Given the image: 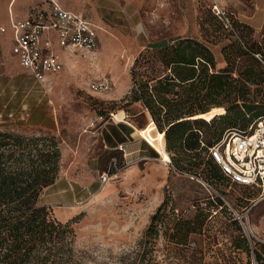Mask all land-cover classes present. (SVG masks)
Listing matches in <instances>:
<instances>
[{"label": "rangeland", "instance_id": "obj_1", "mask_svg": "<svg viewBox=\"0 0 264 264\" xmlns=\"http://www.w3.org/2000/svg\"><path fill=\"white\" fill-rule=\"evenodd\" d=\"M213 1L234 22H250L256 34L249 39L264 45V0H207L201 11L210 10ZM197 4L192 0H121L112 5L121 12L107 11L106 15L121 36L103 34L98 55L71 57L55 43L66 66L48 84L36 82L27 72L0 79V131L24 136L52 134L61 142L60 176L45 190L41 205L49 207L58 221L74 222L79 264H119L125 256L134 257L151 217L165 199L170 198L171 206L191 218L197 205L206 206L203 198L212 195L224 206L212 210L203 234L192 236L181 256L173 253V244L160 233L158 264H258L254 251L248 253L244 248L234 218L235 212L245 215L256 236L250 249H261L257 244L264 245V191L230 186L218 176L210 179L206 165L197 174L176 172L164 136L160 137L152 121L147 126L141 106L128 107L126 102L132 86L131 68L143 47L181 37L201 38ZM219 38L223 46L232 40L227 34ZM253 59L257 60L250 55L240 59L237 71ZM101 80L109 82L108 90L93 92L90 85ZM220 112L215 109L211 114ZM117 113L118 119L126 117L149 143L147 149L155 151L154 160L127 171L114 157L119 170L111 168L113 158L102 153L101 126ZM202 158L207 162V154ZM106 172L111 179L104 184L100 177ZM253 200L258 204L247 213Z\"/></svg>", "mask_w": 264, "mask_h": 264}, {"label": "trees", "instance_id": "obj_2", "mask_svg": "<svg viewBox=\"0 0 264 264\" xmlns=\"http://www.w3.org/2000/svg\"><path fill=\"white\" fill-rule=\"evenodd\" d=\"M212 7L211 11L199 9L201 39L181 38L138 54L126 102L128 107L141 106L151 116L155 129L164 136L176 172L197 174L206 165L210 179L218 176L237 186L231 185L210 159L209 149L226 131L247 132L264 119V45L249 39L256 31L247 23L233 21V29H226ZM225 34L232 40L223 46L219 36ZM221 45L226 63L223 69L218 68L212 50ZM249 55L260 59L255 57L257 60L238 72L237 62ZM215 109L224 113L210 120L203 117ZM61 162V142L55 135L0 131V264L80 263L74 222L58 221L49 207L41 205L45 190L59 179ZM203 200L206 206L197 205L195 216L186 218L171 206L170 198L165 199L151 217L134 257L125 256L119 264H158L156 248L161 232L173 244V253L181 256L191 237L203 234L212 210L224 206L215 195ZM234 219L244 248L248 253L254 251L258 264H264V245L251 250L249 244L255 241H249Z\"/></svg>", "mask_w": 264, "mask_h": 264}, {"label": "built area", "instance_id": "obj_3", "mask_svg": "<svg viewBox=\"0 0 264 264\" xmlns=\"http://www.w3.org/2000/svg\"><path fill=\"white\" fill-rule=\"evenodd\" d=\"M49 9L32 7L27 18L12 19V52L19 59L20 66L38 83L48 84L51 76L64 71V63L55 53V43L64 50L72 51L82 57L96 55L99 49L98 28L90 21L66 11L55 0H47ZM213 12L226 29H233V20L218 3ZM8 32V27L0 29ZM260 59L259 55H255ZM109 82L101 80L90 85L93 92L108 90ZM12 116V115H11ZM118 149L124 152L122 146ZM209 157L220 168L231 185L250 187L264 191V119L259 120L249 131L230 129L221 140L209 149ZM117 159H112L111 168L118 171ZM110 172V171H109ZM110 173L100 179L107 183ZM258 204L254 201L247 213ZM249 241L256 238L244 214L235 212Z\"/></svg>", "mask_w": 264, "mask_h": 264}, {"label": "crops", "instance_id": "obj_4", "mask_svg": "<svg viewBox=\"0 0 264 264\" xmlns=\"http://www.w3.org/2000/svg\"><path fill=\"white\" fill-rule=\"evenodd\" d=\"M55 1H57L66 11H69L74 15L82 17L90 21L93 25H95L98 28L99 40L102 39L104 35L111 37L116 36L114 32H117L121 36V31H119L117 27L113 24L114 22L111 20V18L110 17L107 18L106 16L108 14L107 11L113 13L121 12V9H116V10L113 9V6L116 5V3L119 4V1L121 0L119 1L117 0V2L115 0H55ZM192 1L195 4H197L198 2L195 10V16L198 20L199 6H201V4H204V1L207 0H192ZM214 3L215 1H213V5ZM35 6H39L44 9H49L50 3L47 0H0V29L4 26L8 27L7 33L3 34L0 31V79L3 76L15 77L26 72L20 66L19 59L17 58V56H15L12 52L13 41H12V32L10 29V21L12 19L22 20L27 18L30 9ZM108 6L110 7L112 6L111 9H108ZM244 23L250 25V22H244ZM181 38L201 39L197 37H181ZM181 38L174 39L168 43L145 46L141 49V51L147 48H155V47L168 45L174 43L175 41ZM216 48L218 49L217 53L215 52ZM212 50L215 55L218 68L219 69L225 68L226 63L224 62V58L221 52L222 47L213 46ZM100 51L101 49L99 45V49L96 55H98ZM55 53H57L60 56L62 62L64 63V66H66L65 56H63L61 52H57L56 50ZM67 53L68 55H72L71 57H77L78 55L69 50L67 51ZM143 113L148 118V124H147L148 126L149 123L152 121V118L148 113H146V111H143ZM118 117H119L118 113L113 114V118H111L110 121L105 122L101 126V136L104 143V148H103L104 150L102 153L105 154V157L119 158L120 162L124 164L123 169H126L127 171L129 169H133V170L137 169L139 163L141 162L154 160L155 151L151 149H147V145H149V143L145 139L143 138L141 139V137L138 135V130L132 124H130L128 121L125 120L126 117H122V120L118 119ZM119 146L123 147L124 152L118 149Z\"/></svg>", "mask_w": 264, "mask_h": 264}, {"label": "bare ground", "instance_id": "obj_5", "mask_svg": "<svg viewBox=\"0 0 264 264\" xmlns=\"http://www.w3.org/2000/svg\"><path fill=\"white\" fill-rule=\"evenodd\" d=\"M221 112H220V114H223L224 113V111H222V110H220ZM218 113H219V111H218ZM215 115H217V114H210L209 116H205V119H207V120H210V119H212ZM160 137L161 138H163V135L162 134H160ZM144 138H146L145 136H144ZM163 141V140H162ZM163 147V146H162ZM166 161H168V157L166 156Z\"/></svg>", "mask_w": 264, "mask_h": 264}]
</instances>
